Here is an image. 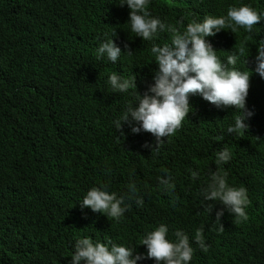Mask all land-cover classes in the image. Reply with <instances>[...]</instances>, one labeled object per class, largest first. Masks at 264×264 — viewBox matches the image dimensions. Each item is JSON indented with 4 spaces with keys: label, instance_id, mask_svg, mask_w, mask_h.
Listing matches in <instances>:
<instances>
[{
    "label": "trees",
    "instance_id": "1",
    "mask_svg": "<svg viewBox=\"0 0 264 264\" xmlns=\"http://www.w3.org/2000/svg\"><path fill=\"white\" fill-rule=\"evenodd\" d=\"M206 1L0 0V264H264V119L241 128L212 91L255 71L264 0L214 12L244 25L237 67L199 78L161 43Z\"/></svg>",
    "mask_w": 264,
    "mask_h": 264
},
{
    "label": "clouds",
    "instance_id": "2",
    "mask_svg": "<svg viewBox=\"0 0 264 264\" xmlns=\"http://www.w3.org/2000/svg\"><path fill=\"white\" fill-rule=\"evenodd\" d=\"M150 2L151 0H136L139 13L146 15L145 17L155 16L152 15L150 10H148ZM226 3H228V0H222V5L218 4V2L207 0L204 5L199 4L194 6L191 10V15L188 22L185 25H182L178 31H176L175 34H172L170 38H168L164 43L165 49L169 55L168 58L173 61L171 56L178 54L185 59V62H192L195 76L199 78H204L205 75L209 74V70L211 69L216 71L222 62H227L228 65L231 62L236 66L235 59H237V56L233 55V51L229 50L228 39L234 34L236 27L243 28L244 25L238 23L237 20L227 21L225 19L220 22L211 20L212 18H216L218 16L214 12ZM227 11V14H230L229 8ZM161 20V17L158 19L147 20L148 28L157 32L158 25L160 24ZM251 28L252 27H249V29ZM132 34L134 36L130 41L149 43V41L143 39L141 35L137 34V32H132ZM261 38L264 39V34L261 36ZM132 49L133 48H131V50ZM225 56L226 59L224 60ZM256 57L257 55L255 58ZM255 64L256 63L253 62V68H255V71L252 78L253 80H256V85L258 87H263L264 89V77L260 78L259 76L260 71L264 70V67L262 65L257 66ZM229 66L234 67L233 65ZM169 75L170 73L168 68L164 67L160 58L156 64L157 81L162 82ZM252 85L253 83H250V81L247 83L243 82L238 95L240 99L236 98L237 101H233L231 103V108L236 112L238 123L243 129H247L249 127L252 114L257 115L260 109L264 110V106L260 107V104L253 106L252 102L247 101L251 98L250 95L252 91ZM233 86L234 84L232 82H228V85H226V97L228 99L232 94ZM164 88L169 96L176 98V96L168 93V91L171 89L167 84L164 85ZM233 104H237L238 106L234 107L232 106ZM244 107H248L247 112L244 110ZM251 107L253 108L254 112L250 111ZM219 168L220 166H216L209 172L211 175V182L213 184L215 183L217 187L221 186L219 187V190L227 188L228 191L236 190V187L233 186L237 185L233 184L227 175L231 170L227 171V168H225V170L221 172L219 171ZM220 172L222 174L219 178H217L216 175ZM204 195L207 194L205 193Z\"/></svg>",
    "mask_w": 264,
    "mask_h": 264
},
{
    "label": "bare ground",
    "instance_id": "3",
    "mask_svg": "<svg viewBox=\"0 0 264 264\" xmlns=\"http://www.w3.org/2000/svg\"><path fill=\"white\" fill-rule=\"evenodd\" d=\"M163 46H164V44L163 43H161ZM157 46V45H156ZM158 48H162V47H160V46H157ZM165 47V46H164ZM249 48V47H248ZM256 55H257V57L256 58H254V59H249V61H253L254 63H256L255 65H257V66H259V65H262L263 67H264V39H262L261 38V41H260V43H258V51H256ZM247 59V57H245V58H241V60H246ZM251 68H253V66H251ZM246 69H247V67H246ZM248 70V69H247ZM231 71H233V73H234V69H232V70H230L229 72H231ZM226 73H227V75L229 74L228 73V71H226ZM254 75V72L251 70V71H249L248 70V72H246L245 73V75H244V77H243V79H244V83H247V82H249L250 81V83H253V78H252V76ZM260 78H263L264 77V70H261L260 71ZM263 81V80H262ZM223 82L225 83V84H223V85H228V82H232V80H231V78L230 77H227V78H224L223 79ZM251 85V84H250ZM212 91L214 92V94H218V93H227V91H223L219 86H212ZM237 92V90L234 92V93H236ZM253 91H251V93H252ZM235 97V98H234ZM236 97L237 96H230L229 98H232V101H237L236 100ZM237 98H239V97H237ZM240 99V98H239ZM247 101H250V102H253V101H255V99H254V97H253V95L251 94V98L250 99H248ZM232 106H234V107H237L238 105L237 104H233ZM260 107H263V105H260ZM244 110L247 112L248 111V107H244ZM263 109H260V111H259V113L256 115V114H252L251 115V120H261V118L262 119H264V114H263V111H262ZM250 111H252V112H254L253 111V108L251 107V109H250ZM234 120H236V116H235V118H234ZM223 128H225V129H223L224 131H226L227 130V128L226 127H223ZM219 129H216V130H214L215 131V136H216V132L218 131ZM216 138H217V136H216ZM226 156H224V158L222 159V161L223 160H226ZM217 163V162H216ZM215 163V164H216ZM207 165H211V164H209V163H207ZM225 170V167H220L219 168V171H221V172H223ZM218 173L217 175H216V177L217 178H219L220 176H221V174L222 173ZM219 187H221V186H219ZM219 187H218V189H219ZM225 198V197H224Z\"/></svg>",
    "mask_w": 264,
    "mask_h": 264
}]
</instances>
